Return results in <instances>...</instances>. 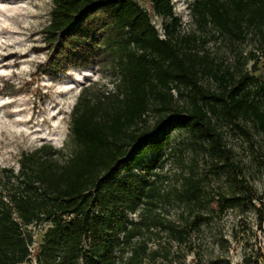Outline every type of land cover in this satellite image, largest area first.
Returning a JSON list of instances; mask_svg holds the SVG:
<instances>
[{"label":"trees","instance_id":"1","mask_svg":"<svg viewBox=\"0 0 264 264\" xmlns=\"http://www.w3.org/2000/svg\"><path fill=\"white\" fill-rule=\"evenodd\" d=\"M44 43L47 62L37 70L49 76L70 67L110 62L113 89L89 95L86 89L71 113L75 144L65 154L43 145L23 153L20 168L0 167V264H25L32 256L31 226L48 223L37 264H147L162 257L154 236L184 244L187 226L162 217V195L154 182L171 132L191 131L209 156L224 162L227 149L213 117L231 122L251 116L264 133V110L251 100L247 76L230 86L217 76L222 92L204 88L199 69L166 25L164 38L137 0H51ZM155 12L173 18L171 0H153ZM223 33L241 39L254 28L264 40V0H195L193 9ZM233 78V77H231ZM183 86L189 102L174 90ZM264 94V84L261 86ZM182 96L184 95L181 92ZM160 116L148 125L151 111ZM150 155L151 159L146 160ZM221 165L217 164L216 168ZM140 168L139 173H134ZM180 192L191 206L224 211L238 197L206 200L201 180L185 176ZM188 221V219H187ZM207 221L196 213L192 226ZM158 231V232H157ZM243 264H262L247 257Z\"/></svg>","mask_w":264,"mask_h":264},{"label":"rangeland","instance_id":"2","mask_svg":"<svg viewBox=\"0 0 264 264\" xmlns=\"http://www.w3.org/2000/svg\"><path fill=\"white\" fill-rule=\"evenodd\" d=\"M137 1L163 38L166 25H170L182 50L199 69L204 88L223 91L216 75H225L233 88L239 86V80L254 77L247 87L251 100L264 110V40L256 29H247L241 39L223 33L205 17L204 6L201 12L193 9L195 0H171L173 18L158 15L153 0ZM52 8L51 0H0V167L18 171L23 153L43 145L69 153L75 147L71 113L80 96L86 89L94 96L113 89L116 70L110 62L72 66L54 76L38 72L50 55L43 32ZM174 91L179 104H188L183 86ZM159 119L157 112L151 111L148 125L155 129ZM213 122L227 149V160L221 163L209 156L206 145L191 131L178 129L169 135L155 170L158 177L154 182L162 195L156 212L187 226L189 236L184 244L170 240L166 233L161 239L154 236L152 249H161L163 256L147 264H243L247 257L264 264V133L251 116L233 122L213 117ZM145 158L151 159L150 155ZM190 175L201 180L206 200L225 195L238 197L239 202L224 211L213 205L203 209L183 202L182 181ZM196 213L207 216V221L192 226ZM49 227L43 223L29 228L34 244L25 264H37Z\"/></svg>","mask_w":264,"mask_h":264}]
</instances>
